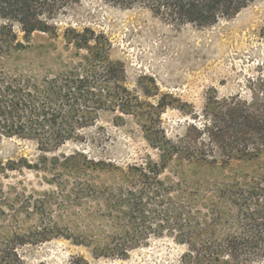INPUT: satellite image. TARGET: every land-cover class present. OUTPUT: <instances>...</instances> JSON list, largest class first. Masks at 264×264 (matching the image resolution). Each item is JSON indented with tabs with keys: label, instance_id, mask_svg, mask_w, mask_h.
<instances>
[{
	"label": "trees",
	"instance_id": "trees-1",
	"mask_svg": "<svg viewBox=\"0 0 264 264\" xmlns=\"http://www.w3.org/2000/svg\"><path fill=\"white\" fill-rule=\"evenodd\" d=\"M95 1L121 10L143 8L177 28H207L234 18L254 0ZM82 3L0 0V142H35L42 154L36 163L26 158L0 162V264H27L26 246L53 239L69 240L94 258L125 259L151 235L164 234L175 235L177 242L187 245L181 264H255L264 259V177L244 176L215 184L221 207H216L210 223L198 216L200 211L193 213V207L208 202L200 186L190 194L185 185L177 184L175 189L160 178L177 159L229 162L264 152V78L252 80L248 97L238 93L209 102L207 108L214 107L203 127L189 126L184 136L174 140L167 136L161 119L164 111L174 108L173 97L161 95L153 79H148L152 93H143L146 98L161 96L155 103L129 91L124 65L111 59L112 43L103 33L71 25L63 30L64 47L74 51L77 63L56 60L53 67L41 65V72L34 59L24 67L8 65L25 54L47 58L48 44L34 46L32 37L38 34L49 43L56 41L60 18ZM103 111L144 118L145 137L160 152L159 161L149 158L144 164L120 168L82 151L48 159L46 154L69 142L83 143V132L97 125ZM22 169L51 172L52 182L61 188V203L57 205L58 198L52 195L34 203L12 199L16 195L10 191L15 188L6 191L4 180ZM106 174L114 183H104ZM68 212L74 216L69 217L71 225L62 227V213ZM22 213L27 219L37 215V225L23 229ZM223 220L232 227L218 236L217 225ZM71 264L88 261L80 256Z\"/></svg>",
	"mask_w": 264,
	"mask_h": 264
},
{
	"label": "rangeland",
	"instance_id": "rangeland-1",
	"mask_svg": "<svg viewBox=\"0 0 264 264\" xmlns=\"http://www.w3.org/2000/svg\"><path fill=\"white\" fill-rule=\"evenodd\" d=\"M70 25L79 30L89 27L109 38L112 43L111 59L124 65L125 87L140 100L155 103V99L161 97H145L143 92L153 91L148 79L155 81L161 95L173 97L174 108L164 111L161 119L167 136L174 140L184 136L189 126L203 127L206 114L214 107L211 104L207 108L209 102L238 93L248 97V86L252 80L264 78V0H254L234 18L207 28L191 25L177 28L143 8L121 10L106 7L95 0H83L74 12L62 16L58 21L60 37L56 41L49 43L46 36L38 34L32 37L34 46L48 44L50 55L47 58L25 54L8 65L24 67L30 59H34L36 70L41 72L44 68L41 65L53 67L56 60L64 64L77 63L79 58L72 49L64 47L62 39L63 30ZM169 101L167 98L166 102ZM144 125H147L144 118L103 111L97 125L83 132V143L69 142L46 156L51 159L72 151H82L91 158L111 161L120 168L144 164L149 158L157 162L160 152L147 141ZM41 155L35 142L18 139L0 142V162L26 158L36 163ZM244 176L264 177V152L229 162L214 163L198 157L177 159L169 164L160 178L166 179V183L175 189L177 184L181 188L185 185L190 194L200 186V194L206 196L208 202L193 207V213L200 211L198 216L210 223L216 217V207H221L213 191L215 184ZM103 179L106 184L114 183L107 174ZM52 180L51 172L22 169L10 172L9 178L4 180V187L6 191H9V186L15 188L10 191L13 196L16 195L12 199L27 198L34 203L45 195H52L58 198L55 201L58 205L63 200L61 188ZM72 181L73 178H70ZM92 203L90 199V208ZM18 210L25 211L21 206ZM23 213L20 216L23 229L37 225V215H30L27 219ZM62 214L61 226L71 225L69 217L73 218V214ZM231 227V223L223 220L217 225L220 228L217 235L227 233L226 230ZM5 231L2 229V233ZM175 237L151 235L147 242L131 251L125 259L94 258L86 248L65 239L26 246L23 255L27 264H71L80 256L88 264H181V257L188 249ZM255 264H264V259Z\"/></svg>",
	"mask_w": 264,
	"mask_h": 264
}]
</instances>
